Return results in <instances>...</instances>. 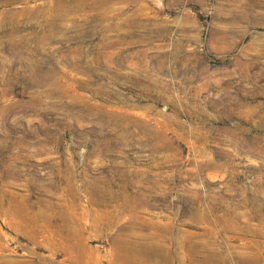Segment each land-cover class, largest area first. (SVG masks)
<instances>
[{"label":"rangeland","instance_id":"obj_1","mask_svg":"<svg viewBox=\"0 0 264 264\" xmlns=\"http://www.w3.org/2000/svg\"><path fill=\"white\" fill-rule=\"evenodd\" d=\"M0 264H264V0H0Z\"/></svg>","mask_w":264,"mask_h":264},{"label":"bare ground","instance_id":"obj_2","mask_svg":"<svg viewBox=\"0 0 264 264\" xmlns=\"http://www.w3.org/2000/svg\"><path fill=\"white\" fill-rule=\"evenodd\" d=\"M249 257V256H248ZM252 259V258H251ZM249 261V260H248ZM243 263V262H242Z\"/></svg>","mask_w":264,"mask_h":264}]
</instances>
